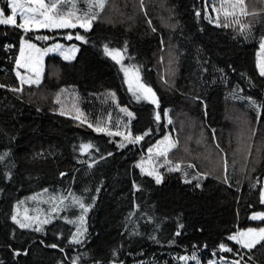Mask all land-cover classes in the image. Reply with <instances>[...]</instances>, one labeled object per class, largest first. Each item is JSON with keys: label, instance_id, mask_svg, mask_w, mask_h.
<instances>
[{"label": "trees", "instance_id": "obj_1", "mask_svg": "<svg viewBox=\"0 0 264 264\" xmlns=\"http://www.w3.org/2000/svg\"><path fill=\"white\" fill-rule=\"evenodd\" d=\"M76 3L86 10V0ZM0 7H7L5 0H0ZM204 9V0H107L88 31L25 34L0 25V84L6 85L0 88V154L8 153L0 161V264H71L72 257L83 253L87 255L80 264H108L113 250L124 264H183L177 257H190L193 252L200 263L221 256L228 263L239 259L221 252L218 245L224 242L239 249L227 240L228 235L264 227V221L250 219L254 211H264L258 191L250 187L264 179V117L258 121L255 109L240 98L250 96L257 104L264 103V78L256 67L264 13L241 18L251 22L245 37L239 34V25L234 30L211 23ZM69 32L73 39H64ZM77 32L86 43L75 40ZM35 34L51 39L37 41ZM21 36L40 48L62 43L79 50L72 61L47 56L41 84L24 86L16 93L10 89L20 87L13 68ZM104 43L121 49L127 44L123 63L139 68L141 82L153 89L159 108L130 95L120 66L103 54ZM197 96L200 100L194 99ZM72 102L75 107L70 112L64 107ZM120 108L133 113V135L150 132L141 144L117 148L105 133L77 128L78 110L87 124L121 131L127 117ZM164 110L171 119L168 130L175 131L179 141L169 158L184 162L178 172L183 181L185 171L191 179L196 172L211 171L218 157L227 159L230 189L238 193L233 216L230 207L208 213L193 193L176 190L170 182L156 184L135 167L146 149L165 134ZM156 112L161 114L159 123ZM250 129H256L254 135ZM242 133L250 136L247 160L237 151ZM81 143L92 147L81 154ZM187 163L195 168L188 169ZM6 171L10 179H5ZM61 172L66 175L61 177ZM208 177L215 180V175ZM69 191L93 204L85 216L87 232L80 245L69 244L75 226L63 219L78 217L77 207L62 210L41 232L21 229L10 219L18 200L37 193L44 199L67 196ZM53 243L58 247H47ZM253 258L264 264L263 258Z\"/></svg>", "mask_w": 264, "mask_h": 264}, {"label": "snow or ice", "instance_id": "obj_2", "mask_svg": "<svg viewBox=\"0 0 264 264\" xmlns=\"http://www.w3.org/2000/svg\"><path fill=\"white\" fill-rule=\"evenodd\" d=\"M7 7H0V25L11 26L22 30L25 34L30 32H36L40 29H47L49 32L56 29H84L88 31L92 28L93 21L101 17L102 11L104 10L106 4L105 0H86V10H81L77 7L76 0H5ZM212 11L216 13V26L229 28L232 27L234 30L237 25H239V34L247 37L250 30V21L248 23L242 22L241 17L245 16H255L256 12H249L245 0H220L219 6H213ZM200 10H197L196 15L199 16ZM221 14L223 15V22H221ZM204 15L206 19H209L211 22V17L208 16V9L205 7ZM75 40L84 41L86 38L79 34H75ZM51 39L48 35H39L35 34V40L37 41H47ZM64 39L72 40L73 35L69 32L65 35ZM260 49L264 50V36L260 38ZM103 54L109 57L115 64L120 66V71L124 76V83L127 84L128 90L133 93L137 100L143 98L148 100L153 105H156L159 108V102L157 100L156 94L153 89L147 84L141 82L140 70L135 64L123 63L125 59V53L127 50V44L124 49L117 47H110L108 43L102 45ZM78 51L75 45H72L69 48H65L64 45L60 43H53L51 46L46 48L37 47V45L31 42L26 36L20 37V48L19 54L15 56V67L13 71L16 74V79L19 81L20 87L11 88L10 90L16 93H20L24 90L25 85H38L40 83L41 70H42V60L46 53L48 52H58L64 60H71L75 53ZM257 70L259 76L264 78V62H257ZM20 69H24L22 73ZM31 75H30V74ZM167 83V81H165ZM6 85L0 84V88H4ZM63 91V89L61 90ZM113 99L115 94H112ZM241 99H247L249 105H251L256 111V119L259 121L264 117V103L257 104L256 100L252 97H240ZM195 100H200V97H194ZM57 103H59V98H57ZM203 103V101H201ZM78 111V110H77ZM121 112H126L129 117L133 116L132 112H129L126 108H120ZM61 115H64L65 112L61 111ZM83 114L80 113L74 117V119L80 120L81 123L87 122L86 118H83ZM163 118H168V110H164ZM155 120L159 123L161 120L160 112H156ZM171 123V121H168ZM247 123V121H246ZM88 127L92 128L95 132H104L109 136H120L122 140L118 143L119 148L125 147V142L131 144H138L144 136L148 135V132H145L143 135L132 136L131 132L125 134L124 131H111L107 125L99 126L88 123ZM125 127H127L125 125ZM256 129H250V134L254 135ZM214 138V137H213ZM250 136L245 138L243 133L240 138L241 147L237 149L238 152L244 154V159L247 160V154L251 148V145L248 143ZM92 145L90 143H81L79 151L81 154L86 153ZM177 147V143L172 140L170 135L165 134L161 140H157L154 145L147 149L150 154L147 161L141 160L136 162L135 167L138 168L143 175L152 177L155 180L156 184H160L162 181L161 174L156 170L158 166L166 167L170 172H179L182 171L183 161L173 162L169 158V153L172 149ZM219 149V144L216 145ZM261 149L257 148L259 152ZM222 151V150H221ZM8 155L7 152L0 154V161H3L4 158ZM108 155H111L109 153ZM163 158V165H160L159 158ZM103 158V157H101ZM95 161H93L94 163ZM235 164V160H233ZM147 165H153L148 167ZM214 168L209 172H196L191 175V179H188L189 173L184 172V183L192 184L193 181H196L193 185L195 188H201V180L206 178L209 175H215V179L219 182L227 185L229 188L232 187L231 178L228 174V161L218 157L214 161ZM89 167H92V164H89ZM186 167L188 169L195 168V164L187 163ZM66 173L61 172L60 176H65ZM5 179L11 178L10 172L4 173ZM259 185V186H258ZM252 189L258 191L259 203L264 205V184L260 183V180L257 179L255 183L250 185ZM133 188L137 189L138 185L133 182ZM239 190V189H237ZM47 189L43 190V193H47ZM99 189H97V192ZM93 203L95 202L96 197L92 198ZM28 200L39 201L42 203L49 204V210L47 213L43 214L41 218L42 210L37 208L33 211L36 212V215H28L27 209H24V214L21 216L19 209L26 203ZM93 204L86 203L82 196H77L76 194L69 191L67 196H50L47 200L42 199V194L37 193L33 194L30 197L25 198V200H18L15 204L12 205V212L10 219L21 229L32 228L36 232L43 231V225L49 224L52 220L59 217V214L62 210H67L70 207H77L80 209V215L74 220L69 219L68 217H63L65 221L69 224L75 226V231L71 233L69 238V244L80 245L85 238L87 232L85 224V216L92 208ZM138 207V206H137ZM251 207V205H249ZM55 214V215H53ZM250 219L253 221L261 220L264 221V211H254L250 216ZM179 227H183L180 225ZM176 235H180V232L177 231ZM155 239V237H151ZM227 240L233 241L236 245H239L240 248L234 250L227 246L226 243L221 242L218 245V248L221 252L234 253L239 256V259H234L231 261V264H256L252 250L259 245L264 247V227L253 228L249 227L244 231H236L235 233L228 235ZM174 243V241H169V244ZM47 247L57 248L56 243L47 245ZM195 247V245H194ZM247 250V251H244ZM61 252L64 251L63 248L60 249ZM18 254V253H16ZM87 253H83L77 256L72 257L71 264H80V261L83 256H86ZM247 256V260L244 257ZM177 259L183 264H187L189 260H196V264H200V261L197 260L196 253L189 256L181 255ZM221 261H224L223 256L220 257ZM95 264H102L101 261H96ZM108 264H124L123 261H120L118 258V251H112V259L109 260ZM209 264H214L213 261H209Z\"/></svg>", "mask_w": 264, "mask_h": 264}, {"label": "rangeland", "instance_id": "obj_3", "mask_svg": "<svg viewBox=\"0 0 264 264\" xmlns=\"http://www.w3.org/2000/svg\"><path fill=\"white\" fill-rule=\"evenodd\" d=\"M106 1L107 0H105V4H106ZM219 2H220V0H204L205 7H207V9H208V16L211 17V23H213L215 25H216V13L212 11V8H213V6L218 7L219 6ZM245 4L247 5V9H248L249 12H256V14L264 13V0H245ZM220 19L223 20V15L222 14H221V18ZM40 30L48 31L47 29H40ZM54 30H56V29H54ZM58 30H64V29H58ZM82 30H84V29H82ZM60 44H62V43H60ZM62 45H64L65 48H69V47L72 46V45H65V44H62ZM77 49H78V47H77ZM76 53H75L74 57L71 60H64L63 57L58 52H48V53H46L44 55V57H43V60H42V70H41L40 83L38 85H31V86L37 87V86H39L41 84L42 78H43V75H44V72H45V59H46L47 56H57L60 59H62L63 61H72L75 58ZM258 61L259 62H264V50H261L260 46H259V49H258L257 54H256V64H257ZM20 71L23 73L24 69H20ZM122 75H123V73H122ZM123 80H124V76H123ZM25 86L29 87V85H25ZM125 86H126L127 91L130 93V95L135 100H137L136 97L133 95V93L128 90L127 84H125ZM141 99H143V98H141ZM74 107H75V104L72 102V104L70 106H66L64 108L66 110H70V112H72L71 110H73ZM121 113L124 114L127 117V122L124 123L121 131H124L125 134H127L128 132H131L130 131L131 130L130 129L131 128V122L133 121L134 116L129 117L126 112H121ZM77 115H78V112L76 111V116ZM164 120H165V128L167 129L165 131V134L170 135L172 140L177 143V147H178V143H179L178 136L176 135L175 131L168 130V127L171 124L168 121L169 120L171 121V119H169V117H168L167 119H164ZM125 125L127 127H125ZM77 128L80 129V130H84V131H91V132H94V133H100V132L93 131V129L88 127V124L86 122L85 123H81L80 120L77 121ZM145 132H148L149 134L144 136V139L147 136L150 135L149 131H145ZM143 134H141V135H143ZM105 135L109 138L110 142L114 143L115 146L117 148H119L118 147V143L121 142L122 137H120V136H109L107 134H105ZM132 136L134 137L135 135L132 134ZM163 136L160 137L157 140H161L163 138ZM144 139H142L136 145L141 144ZM156 141L152 145H154L156 143ZM129 144H131V143L125 142V146H127ZM176 148H174V149H172L170 151L169 156ZM147 149H146L144 157L141 158V160L143 159V160L147 161V159H148V157L150 155L148 153ZM159 163H160V165H163V158L162 157L159 158ZM147 166L148 167H152L153 165H147ZM156 170L162 176L161 183L170 182L176 190H179V191H182V192H191V193H193L195 198H196V200L198 202H203L206 205L208 213H213L218 208L230 207V214L232 216L235 214L234 206H235L237 198H238V193L236 191L230 189L227 185L219 182L216 179L215 180L212 179V177H208V178L205 179V181L202 184L201 188H195L193 186L194 183H192V184L184 183V181L182 180V178L180 177L178 172H170V171L167 170L166 167H163V166H158L156 168ZM139 172H140V170H139ZM262 184H264V179L262 181ZM42 199H44V198L42 197ZM44 200H47V199H44ZM41 203L42 202L33 201V200L26 201V203L19 209L21 216L24 214V209L25 208L28 210L27 214L30 215V216L31 215H36V212H34L33 210L39 208V209L42 210L41 218H43V214L48 212L49 206L48 207L44 206V205H48V203H43L44 205H41ZM252 255L259 256V257L264 259V247H260L259 245H257L252 250ZM209 261H213L214 264H231V263H228L226 261H221L220 259H216V258L208 260L206 263H200V264H209ZM190 262H192L193 264H196V260H189L187 262V264H189Z\"/></svg>", "mask_w": 264, "mask_h": 264}, {"label": "crops", "instance_id": "obj_4", "mask_svg": "<svg viewBox=\"0 0 264 264\" xmlns=\"http://www.w3.org/2000/svg\"><path fill=\"white\" fill-rule=\"evenodd\" d=\"M82 30V29H81ZM85 31V30H84ZM79 50V49H78ZM77 53H78V51H77ZM77 53H76V55H77Z\"/></svg>", "mask_w": 264, "mask_h": 264}]
</instances>
